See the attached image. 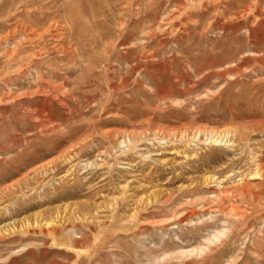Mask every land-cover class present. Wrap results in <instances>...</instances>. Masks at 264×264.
Returning a JSON list of instances; mask_svg holds the SVG:
<instances>
[{"label": "rangeland", "instance_id": "1", "mask_svg": "<svg viewBox=\"0 0 264 264\" xmlns=\"http://www.w3.org/2000/svg\"><path fill=\"white\" fill-rule=\"evenodd\" d=\"M190 262L264 264V0H0V264Z\"/></svg>", "mask_w": 264, "mask_h": 264}, {"label": "bare ground", "instance_id": "2", "mask_svg": "<svg viewBox=\"0 0 264 264\" xmlns=\"http://www.w3.org/2000/svg\"><path fill=\"white\" fill-rule=\"evenodd\" d=\"M210 3H211V1H210ZM126 47H128V45H126ZM125 48V47H124ZM135 52V51H134ZM130 53V52H129ZM132 57V56H131ZM148 57H153V56H144L143 57V61H142V63H136L135 61H132V59H131V61L129 62V63H127V66H126V71H127V76L126 77H123L122 78V81H121V86H119V85H117V84H114V83H111L112 84V88L114 89V90H118L119 88H121L122 86H125L127 83H128V80L130 79L129 78V76L132 74V73H134L136 70H138L140 67H145L146 66V63H144V62H147L148 63V61L149 60H147L148 59ZM152 59V58H151ZM30 60V59H29ZM32 64V63H31ZM16 69V68H15ZM22 70V69H21ZM156 74V73H155ZM15 75V74H14ZM159 75V74H158ZM17 78V77H16ZM14 84V83H13ZM128 85V84H127ZM237 135H238V138L241 140L242 138H244V136H245V134H244V132H242V131H237ZM220 142V140H219V137H216V138H212V140H211V143H213V144H218ZM259 172L258 171H255L252 175L253 176H255L256 177V175L258 174ZM252 176V177H253ZM258 176V175H257ZM208 179V178H207ZM206 179V180H207ZM214 178L212 177V176H210L209 177V179L208 180H213ZM209 182V181H208ZM242 186V185H241ZM238 187V186H237ZM243 188V187H242ZM235 189L234 188H231L230 190H228V189H224V190H221V192L222 193H228V192H232V191H234ZM221 195V194H220ZM224 196V195H223ZM228 209V208H227ZM224 210V211H221L222 213H224L225 215H227L228 217H230V218H235V217H238V218H240V219H242L243 218V214H238V213H233L232 211H234V212H237L236 210H234V207H230L228 210ZM239 211V210H238ZM227 217V218H228ZM180 220V219H179ZM52 222V221H51ZM43 224H45L46 226H48L49 224H50V221H44V223ZM53 224V223H52ZM50 226H51V224H50ZM54 226V225H53ZM20 227V226H19ZM38 227V226H37ZM41 227H44V225L43 226H41ZM55 227V226H54ZM168 227V226H167ZM49 228V227H48ZM53 228V227H52ZM24 229V228H23ZM26 229H27V227H26ZM43 229V228H42ZM21 230V229H20ZM40 230H41V228H40ZM39 230V231H40ZM49 230L50 229H46V227H45V229H43V231L47 234L48 232H49ZM54 230H56V229H54ZM26 231V230H25ZM214 231V230H213ZM217 231V230H216ZM21 232V231H20ZM37 232V231H36ZM53 232V231H52ZM44 233V234H45ZM55 233V232H54ZM59 233V232H58ZM61 233V232H60ZM228 233H230V229H226V230H221V231H217V232H215V233H213L212 235H210L207 239H205L204 240V247L203 248H201V247H197V248H194V249H189V254L190 253H197L196 255L198 256L197 258H198V260L196 261V262H203V260H204V256H207V253H209L210 251H211V249H210V245H212V244H215V245H217V244H221L222 243V239L223 238H225V237H227L228 236ZM25 234V233H24ZM45 234V235H46ZM49 234V233H48ZM50 234H51V232H50ZM55 234H57V232L55 233ZM74 231H68V236L70 237V238H73V239H76L75 237H74ZM50 236V235H49ZM207 237V236H206ZM78 239V238H77ZM80 239V238H79ZM72 242V241H71ZM13 252H15V250L13 251ZM13 252H11L12 254H13ZM180 252V251H179ZM187 252V251H186ZM182 253V252H181ZM208 262V261H207ZM188 264H194V262H190V263H188ZM197 264V263H196Z\"/></svg>", "mask_w": 264, "mask_h": 264}]
</instances>
